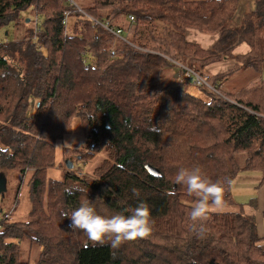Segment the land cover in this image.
Returning a JSON list of instances; mask_svg holds the SVG:
<instances>
[{"label": "trees", "instance_id": "trees-1", "mask_svg": "<svg viewBox=\"0 0 264 264\" xmlns=\"http://www.w3.org/2000/svg\"><path fill=\"white\" fill-rule=\"evenodd\" d=\"M241 2L253 7L242 13ZM27 10L40 21L36 41L33 26L0 41V169L31 172V209L27 220L3 223L0 264H30L11 241L24 235L39 246L34 264H264V236L244 204L238 211L210 209L206 234L198 238L189 216L196 198L174 182L180 168L199 167L224 183L225 204L234 203L227 181L240 172L258 173L264 184V78L258 74L264 0H0V29L11 22L17 28ZM90 18L128 30L130 42ZM188 29L214 34L216 41L204 48L187 39ZM241 44L248 51L234 54ZM224 59L233 60L230 68L207 71ZM175 62L205 76L221 95L204 86H197L203 96L194 95L184 81L167 83L165 68L182 70ZM243 69L257 75L221 91L223 81ZM75 117L85 149L63 148L64 159L88 161L102 148L108 158L90 181L71 170L64 180L49 179L54 143L71 131ZM238 154L246 156L242 167ZM87 200L103 216L127 215L146 202L152 235L118 250L93 246L64 215ZM250 203L255 207L256 199Z\"/></svg>", "mask_w": 264, "mask_h": 264}, {"label": "rangeland", "instance_id": "rangeland-1", "mask_svg": "<svg viewBox=\"0 0 264 264\" xmlns=\"http://www.w3.org/2000/svg\"><path fill=\"white\" fill-rule=\"evenodd\" d=\"M250 3V2H248ZM250 5V4H249ZM241 5L238 8L240 9ZM249 9V8H248ZM241 12V9H240ZM20 15L21 20L20 24L17 28H14L13 22L7 24L6 26L0 29V41H10L13 38L21 37L25 35L27 30L34 27V17L36 16L32 10H27L22 12ZM31 19L27 22V19ZM33 19V20H32ZM128 34V30L126 31ZM191 31H187L186 35ZM195 33V32H194ZM199 33V32H198ZM205 34V33H202ZM200 32V36L202 35ZM215 36L214 34H208V36L202 37H210ZM129 37V36H128ZM117 39L122 40V38L115 37ZM203 43V42H202ZM232 59H224L222 61H218L221 65L231 67L233 62ZM209 72V71H208ZM163 73L166 76V82L172 84H179L184 81L183 87L190 93L194 95H198L202 91L194 86L191 81L183 76L182 70L177 66H169L163 70ZM210 73V72H209ZM260 76L264 78V68L261 73H258ZM257 74L251 69L239 70L235 74L228 77L225 81H223L220 86L221 91L227 93L232 92L236 87L241 86L246 83L248 80L256 76ZM86 135L82 128V124L78 117L73 118L71 123V131L68 134H65L62 138L57 139L55 141V159H54V167L49 168L47 170V178L49 179H57L64 180L66 170H71L74 174L78 175L82 178V175H85L86 180L90 181L92 172L94 168L99 166L105 159L108 158L107 149L102 148L100 151L96 152L93 157H91L88 161H74L71 169H67V160L63 157V148H74L79 147L80 149H85L84 145L86 144ZM84 147V148H83ZM3 172L6 177L5 189L0 192V215L2 213H10V219L14 221L18 220H27L29 216V212L31 209V202L29 198V180L31 177V172L21 173L17 169H0V173ZM247 174H252L253 172H244ZM259 175L258 173H253ZM66 180L70 184L78 185L80 184L79 180L73 178H66ZM234 194V203L233 204H225L222 209H215L217 211H238L239 206L244 202L248 201L250 198L257 197L259 207L258 211L261 208H264V186L258 187L256 189L255 195L253 193H236ZM260 233L264 235V218H261L260 221ZM259 225V222H258ZM16 243H19L20 246V255L19 258L21 261H27L30 264L36 263L39 258V246L36 245L30 238L29 235H24L20 240L11 239Z\"/></svg>", "mask_w": 264, "mask_h": 264}, {"label": "clouds", "instance_id": "clouds-1", "mask_svg": "<svg viewBox=\"0 0 264 264\" xmlns=\"http://www.w3.org/2000/svg\"><path fill=\"white\" fill-rule=\"evenodd\" d=\"M156 131V128L150 129ZM178 185L186 188L189 196L196 198L189 216L193 223V232L198 238H203L206 234L205 222L208 220L210 209H222L225 206V187L222 181H213L202 173L199 167H182L175 175ZM230 185L231 180L227 181ZM68 195L74 194V190H65ZM76 191H83L77 189ZM133 196H139V190L133 188ZM65 217L70 218L69 227L72 230H80L93 246H104L108 244L113 250H118L125 242L137 239H147L153 233L154 221L148 204L140 201L130 214H115L103 216L96 212L92 203L87 200L78 208L67 213Z\"/></svg>", "mask_w": 264, "mask_h": 264}, {"label": "crops", "instance_id": "crops-1", "mask_svg": "<svg viewBox=\"0 0 264 264\" xmlns=\"http://www.w3.org/2000/svg\"><path fill=\"white\" fill-rule=\"evenodd\" d=\"M240 5H241L240 9H241L242 13L248 7H253L252 5H249L245 2H241ZM187 31L188 32L191 31L189 34H187V39L189 41L200 44L204 48L211 47L214 44V42L216 41V35L210 36V37H202V36H208V34H202L201 33L202 35L200 36V32L198 33V31H196L194 29H188ZM247 51H248V46L246 44H241V45H238L234 49L233 53L234 54H243ZM223 66L224 65H221L219 62H215V63L210 64L207 67V71H209L211 74H216V73L225 71L226 69L230 68L228 66H225V67H223ZM243 70H245V69H243ZM245 158H246L245 154H238V156H237V161L241 167L244 165ZM260 180H261L260 175H256L253 173L247 174L244 172H240L239 174H237L235 176V178L232 180V183H231V191H232L233 197H234L233 191H235L236 193H253L255 195L256 189L258 187L264 186V184L263 185L260 184ZM253 198L256 199V202H257L256 206L255 207L252 206V204L250 203L252 201V198H250L248 201L243 203L244 204L243 210L248 214H254L256 216L258 233L261 236H264L263 234L260 233V223H261L260 221H261V218L263 217L262 211L264 208H261L258 211V207H259L258 199H257V197H253ZM258 222H259V225H258Z\"/></svg>", "mask_w": 264, "mask_h": 264}, {"label": "built area", "instance_id": "built-area-1", "mask_svg": "<svg viewBox=\"0 0 264 264\" xmlns=\"http://www.w3.org/2000/svg\"><path fill=\"white\" fill-rule=\"evenodd\" d=\"M90 19L92 21H94L95 23H97L98 25H100L101 27H103L108 32L112 33L115 37L122 38L126 43L130 42L128 40V34L126 31H124L120 28L111 26L107 22H100V21L95 20L93 18H90ZM129 19L131 21L134 20V18L132 16H129ZM39 23H40L39 19L35 17L34 18V31H33V36H32L34 41H36L37 37H39L41 34V28L39 26ZM176 64L179 65L178 63H176ZM179 66L182 68L183 76L188 78L193 85L207 87L208 89H210V90L218 93L219 95H221L220 91L216 88V85L210 84L207 81V78L205 76L198 74L197 72L193 71L192 69H190L186 66H183V65H179ZM181 81L182 80H180V82ZM261 117L264 118V115H261ZM9 219H10V213H2L0 215V229L3 226V223Z\"/></svg>", "mask_w": 264, "mask_h": 264}, {"label": "water", "instance_id": "water-1", "mask_svg": "<svg viewBox=\"0 0 264 264\" xmlns=\"http://www.w3.org/2000/svg\"><path fill=\"white\" fill-rule=\"evenodd\" d=\"M29 19H27L28 21ZM66 167L67 169H71L73 164H72V161L70 160H67V163H66ZM149 169H151L152 171H155L152 167H149ZM5 183H6V177L4 175L3 172L0 173V192L3 191V189H5ZM209 264H213V261L211 260Z\"/></svg>", "mask_w": 264, "mask_h": 264}]
</instances>
